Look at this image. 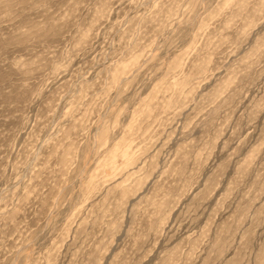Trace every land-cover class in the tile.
I'll use <instances>...</instances> for the list:
<instances>
[{
	"label": "rangeland",
	"instance_id": "rangeland-1",
	"mask_svg": "<svg viewBox=\"0 0 264 264\" xmlns=\"http://www.w3.org/2000/svg\"><path fill=\"white\" fill-rule=\"evenodd\" d=\"M0 264H264V0H0Z\"/></svg>",
	"mask_w": 264,
	"mask_h": 264
}]
</instances>
